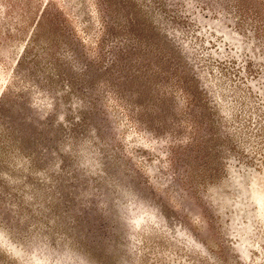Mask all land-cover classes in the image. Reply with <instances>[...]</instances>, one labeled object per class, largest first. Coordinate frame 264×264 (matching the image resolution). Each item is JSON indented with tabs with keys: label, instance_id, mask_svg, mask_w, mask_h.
<instances>
[{
	"label": "rangeland",
	"instance_id": "1",
	"mask_svg": "<svg viewBox=\"0 0 264 264\" xmlns=\"http://www.w3.org/2000/svg\"><path fill=\"white\" fill-rule=\"evenodd\" d=\"M0 264H264V0H0Z\"/></svg>",
	"mask_w": 264,
	"mask_h": 264
}]
</instances>
